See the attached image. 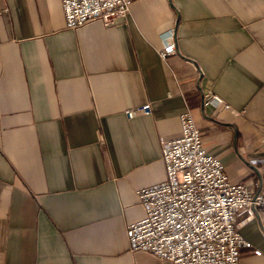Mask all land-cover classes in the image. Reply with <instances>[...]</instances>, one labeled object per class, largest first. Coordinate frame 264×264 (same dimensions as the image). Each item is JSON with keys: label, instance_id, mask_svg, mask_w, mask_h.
Here are the masks:
<instances>
[{"label": "crops", "instance_id": "0c3cea01", "mask_svg": "<svg viewBox=\"0 0 264 264\" xmlns=\"http://www.w3.org/2000/svg\"><path fill=\"white\" fill-rule=\"evenodd\" d=\"M187 111L226 174L264 195V0H135L114 26L75 30L61 0H0V264H170L132 252L127 228ZM239 231L240 264H264V218Z\"/></svg>", "mask_w": 264, "mask_h": 264}, {"label": "built area", "instance_id": "2783aa9c", "mask_svg": "<svg viewBox=\"0 0 264 264\" xmlns=\"http://www.w3.org/2000/svg\"><path fill=\"white\" fill-rule=\"evenodd\" d=\"M134 1L61 0V4L67 28L75 30L92 22L112 27L129 15ZM176 54L171 34L160 57L167 61ZM203 100L205 106L230 109L213 91ZM151 113L147 104L125 114L132 120ZM179 124L180 137L161 142L166 180L139 192L144 217L127 228L130 249L170 264H240L242 252L253 245L239 228L264 218V195L226 174L222 162L204 148L190 111L179 117ZM241 216L246 218L238 223Z\"/></svg>", "mask_w": 264, "mask_h": 264}]
</instances>
